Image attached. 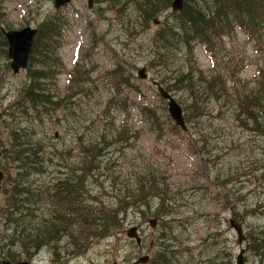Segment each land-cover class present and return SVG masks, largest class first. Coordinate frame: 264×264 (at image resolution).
<instances>
[{
    "label": "rangeland",
    "instance_id": "374dc122",
    "mask_svg": "<svg viewBox=\"0 0 264 264\" xmlns=\"http://www.w3.org/2000/svg\"><path fill=\"white\" fill-rule=\"evenodd\" d=\"M142 3L94 0L90 8L88 0H72L56 10L54 0H0V27L39 31L55 20L59 32L54 53L40 49L33 66L15 74L0 30V260L11 261L5 243L13 241L18 248L19 239L48 216L41 240L50 241L33 256L40 264H139L145 255L151 259L145 264H153L163 250L170 252L172 264H236L242 245L230 226L234 218L247 236L246 264H264V130L252 127L240 112L242 98L249 101L247 93L264 88L258 82L264 48L238 29L216 52L206 44L188 49L174 43L169 61L153 60L159 50L155 35L172 20L171 13L179 12L162 11L156 24L144 18ZM47 65L49 77L33 88L60 102L48 110L36 107L28 93L32 73ZM144 66L148 76L140 78ZM189 68L220 71L231 95L209 98L208 113L198 124L186 114V90L171 91L183 107L184 130L155 81L166 88ZM118 71L131 77V88L123 92L110 85V74ZM259 98L264 100V94ZM136 102H147L162 115L156 131L140 116ZM32 144L39 150L35 160L30 163L33 154L18 160L16 148L25 155ZM79 178L85 186L76 189L77 195L55 196L58 186L65 191L71 188L67 182ZM150 180L157 189L148 188ZM20 190L19 197L12 196ZM83 205L118 215L115 225L103 228L102 218L56 240L51 217ZM151 218L158 219L155 228ZM133 226L140 230V245L127 235ZM19 260L28 259L18 256L12 262Z\"/></svg>",
    "mask_w": 264,
    "mask_h": 264
},
{
    "label": "trees",
    "instance_id": "16d2710c",
    "mask_svg": "<svg viewBox=\"0 0 264 264\" xmlns=\"http://www.w3.org/2000/svg\"><path fill=\"white\" fill-rule=\"evenodd\" d=\"M134 1L137 2L138 0ZM142 1L141 8H138L146 20H153V22L158 19L159 13L170 9L173 2V0ZM170 16H172V20H168L166 25L155 35L154 42L159 50L158 53L155 52L153 54V60L158 57L161 61H169L172 55L169 53V48L174 43L180 44L188 49L193 48L194 44H206L209 51L216 52L219 49L220 43L223 42L224 37L231 33L234 34L238 29L243 31L252 41H255L257 47L264 48V0H185L184 10L179 13H171ZM58 34V25L55 20H48L42 24L41 29L35 37L33 51L29 60V68L33 66L32 63L37 59L36 54L40 49L46 55L54 53L57 47ZM44 36L47 38L44 39ZM216 71L213 74H205L201 70L189 68L187 71H180L172 84H166V89L170 92L175 89L186 90L188 99V103L185 102V109L188 111L186 114L188 119L194 123L199 124L200 117L203 118L208 113L204 110V107L209 98L223 99L225 97L229 98L231 95L230 88L225 83L223 73ZM50 73L51 66L49 65L42 71L35 70L32 73L34 81L30 85L31 89L28 91L29 97L34 105L36 107L41 106L47 110L49 106L55 109V106L60 104V102L54 101L48 93L39 92L38 88H33V86L39 79L48 78ZM258 76V82H264V64L260 66ZM130 78L127 72H114L110 74V85L114 86L119 92H123L124 89L131 88ZM239 88L240 82L235 81L234 89L239 90ZM137 92L141 93V90L137 88ZM260 94H264L263 87L252 94L247 93V97H250V100L246 101L242 98L240 101V112L246 114L252 127L264 130V100L263 98H259V102L257 100ZM125 95L127 93H124ZM121 99L117 100L116 104L119 105ZM136 110L156 131L160 117L162 116L157 112V109L147 102H136ZM127 125V123H124L121 127L125 129ZM33 145L35 144L25 148V155L21 154L20 147L16 148V158L20 156L21 158L18 157V160L29 159L30 155L33 154L34 158L30 163L33 162L39 153V150L33 148ZM17 184H20V182L17 181L15 185ZM66 184L71 185V188L63 191V185H60L55 196H74L77 195V191L80 192V188L85 186L82 178H79L77 183L67 182ZM157 185L158 183L155 180H150V186L148 188L157 189ZM143 186L145 187V184ZM21 193H23L22 190L20 192L15 191L12 192V196L19 197ZM95 201L99 202L98 199H95ZM6 207H8V204ZM117 216L109 214L108 210L103 212L83 205L57 212L51 218L52 227L58 230L56 231L57 238H55L59 240L65 234L73 235L74 232L90 227L94 222L102 218L104 219L102 227L110 228L115 225ZM47 218L48 216L41 217L35 222L30 232L31 235L19 239L20 245L18 248L12 247V245L16 244L13 241L5 243L4 246H8L5 257L11 261H16L18 256H26L29 260L34 258L33 256L38 253L42 246L50 241L48 239L41 240V236L45 232L44 222ZM155 219L158 224V219ZM55 238L52 240H55ZM153 264H172L170 252L163 250L162 253L157 255Z\"/></svg>",
    "mask_w": 264,
    "mask_h": 264
},
{
    "label": "water",
    "instance_id": "95a60500",
    "mask_svg": "<svg viewBox=\"0 0 264 264\" xmlns=\"http://www.w3.org/2000/svg\"><path fill=\"white\" fill-rule=\"evenodd\" d=\"M72 0H55V6L57 8L61 7L62 5L71 2ZM94 0H88V5L90 8L93 7ZM185 0H173L171 8L174 12H182L184 10ZM158 20H155V23L158 24ZM1 32L5 35L9 43V53L8 56L11 59L10 67L15 74L20 73V71L25 70L28 68L29 65V58L31 55V51L33 48L35 36L37 33V28L32 26H26L21 29H6L5 27H0ZM146 67H142L138 71V75L140 78H147ZM155 85L158 88L160 95L167 101L169 113L174 121L181 126L184 130L188 129V125L186 123V119L184 116V111L182 105L178 102L175 96L166 90L164 86L155 81ZM0 113V118H1ZM1 151H0V158H1ZM3 178L2 170L0 169V182ZM150 224L152 227H155L157 224V220L151 219ZM231 227L235 229L237 232V243L242 244L244 239L246 238L243 230V226L235 219L231 220L230 223ZM128 237L135 239L137 244L142 243V237L139 234V228L137 226H133L129 228L127 231ZM150 257L148 255L141 256L137 263H147ZM0 264H36L27 260L19 261V262H11V261H3L0 260ZM110 264H122L120 262L114 261ZM236 264H246L245 263V249H240L238 256L236 257Z\"/></svg>",
    "mask_w": 264,
    "mask_h": 264
},
{
    "label": "bare ground",
    "instance_id": "6f19581e",
    "mask_svg": "<svg viewBox=\"0 0 264 264\" xmlns=\"http://www.w3.org/2000/svg\"><path fill=\"white\" fill-rule=\"evenodd\" d=\"M113 1V0H112ZM67 4H70V2L69 3H66V4H64V5H62L61 7H59V8H57L56 6H55V0H54V7H55V9L56 10H59L60 8H62L63 6H65V5H67ZM169 10V9H168ZM165 13V12H164ZM174 20V19H173ZM172 22V21H171ZM30 83V82H29ZM2 118V117H1ZM1 118H0V120H1ZM84 129V128H83ZM87 130V129H86ZM68 132V131H67ZM81 137V136H80ZM78 138V137H77ZM75 139V138H74ZM72 141H73V139H72ZM203 141V140H202ZM206 141V140H205ZM72 143V142H71ZM74 143V142H73ZM75 143H76V141H75ZM78 143V142H77ZM204 143V142H203ZM25 144V143H24ZM81 144V143H80ZM205 144V143H204ZM198 145V144H197ZM203 147V146H202ZM21 148V147H20ZM43 148V147H42ZM51 148V147H50ZM81 148H82V146H81ZM24 149V148H23ZM30 149V148H29ZM58 149V148H57ZM50 150V149H49ZM1 151V150H0ZM2 154V153H1ZM20 154V153H19ZM18 157H20V156H18ZM17 157V158H18ZM21 158V157H20ZM19 159V158H18ZM40 159V158H39ZM31 161V160H30ZM28 162V161H27ZM48 162V161H47ZM46 162V163H47ZM44 164V163H43ZM263 168V167H262ZM31 169V168H30ZM101 172H103V171H101ZM48 178V177H47ZM54 179V178H53ZM51 181V180H50ZM48 188V187H47ZM32 189V188H31ZM33 197V196H32ZM28 203V202H27ZM31 204V203H30ZM28 210V209H27ZM157 212V211H156ZM154 213V212H153ZM164 214H165V212H164ZM174 215V214H173ZM20 217V216H19ZM153 217V216H152ZM158 218V217H157ZM167 218H168V216H167ZM173 218V217H172ZM150 222V221H149ZM149 222H147V223H149ZM55 231H58V230H55ZM54 233V232H53ZM57 233V232H56ZM46 246L47 245H44V246H42V248L40 249V250H43L44 248H46ZM39 250V251H40ZM38 251V252H39ZM59 252V251H58ZM27 261H30V262H33V263H36V264H40L39 262H36V260L34 259V258H32L31 260H27Z\"/></svg>",
    "mask_w": 264,
    "mask_h": 264
},
{
    "label": "flooded vegetation",
    "instance_id": "af4514ba",
    "mask_svg": "<svg viewBox=\"0 0 264 264\" xmlns=\"http://www.w3.org/2000/svg\"><path fill=\"white\" fill-rule=\"evenodd\" d=\"M247 237V236H246ZM245 241H246V238H245V240H244V242H243V244L245 243ZM243 244H242V248H244L245 249V255H246V247H243ZM241 248V249H242ZM245 263H246V258H245Z\"/></svg>",
    "mask_w": 264,
    "mask_h": 264
}]
</instances>
